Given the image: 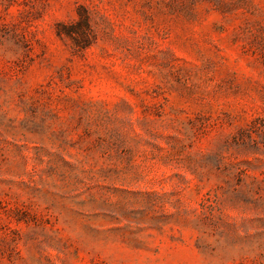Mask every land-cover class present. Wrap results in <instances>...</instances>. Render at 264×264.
I'll return each mask as SVG.
<instances>
[{"label": "rangeland", "instance_id": "1", "mask_svg": "<svg viewBox=\"0 0 264 264\" xmlns=\"http://www.w3.org/2000/svg\"><path fill=\"white\" fill-rule=\"evenodd\" d=\"M0 264H264V0H0Z\"/></svg>", "mask_w": 264, "mask_h": 264}, {"label": "trees", "instance_id": "2", "mask_svg": "<svg viewBox=\"0 0 264 264\" xmlns=\"http://www.w3.org/2000/svg\"><path fill=\"white\" fill-rule=\"evenodd\" d=\"M83 22L87 25V20H86V18L83 20ZM58 34V36H61L62 34H65V35H67V36H70V33H61V32H58L57 33Z\"/></svg>", "mask_w": 264, "mask_h": 264}]
</instances>
